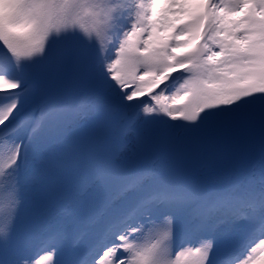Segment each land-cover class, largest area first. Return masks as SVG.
Masks as SVG:
<instances>
[{"label": "snow or ice", "instance_id": "snow-or-ice-1", "mask_svg": "<svg viewBox=\"0 0 264 264\" xmlns=\"http://www.w3.org/2000/svg\"><path fill=\"white\" fill-rule=\"evenodd\" d=\"M65 78L83 91L56 98ZM117 115L139 149L138 123L258 125L259 174L121 161L105 138ZM89 117L96 135L78 140ZM45 154L56 165L32 178L85 198L21 239L22 174ZM0 251L14 255L0 264H264V0H0Z\"/></svg>", "mask_w": 264, "mask_h": 264}, {"label": "rangeland", "instance_id": "rangeland-1", "mask_svg": "<svg viewBox=\"0 0 264 264\" xmlns=\"http://www.w3.org/2000/svg\"><path fill=\"white\" fill-rule=\"evenodd\" d=\"M179 75V73L175 74ZM174 75V76H175ZM56 82L51 85V89L55 86ZM70 93L67 97L74 96L79 94L81 91H83L82 88L74 85L72 88H70ZM144 99H147V97H144ZM118 118L122 117L119 125V146L116 152V158L121 161H131L132 158H134L137 155H140L142 153H147L146 155H149L150 151V136L147 131L144 130V126L142 123L137 124V130L142 134L147 136V144L143 149L137 148L136 145V137L134 134H130L128 136H122L121 135V129L125 121L124 115H117ZM165 119H167L165 117ZM172 124H176L178 122L170 121ZM95 121L89 117L85 120H83L79 126L76 129V137L78 140H83V134L88 131L91 127L95 125ZM117 128V129H118ZM186 150V149H184ZM259 152V151H258ZM154 155H150L146 161L140 160L138 162L133 163H146V162H157L163 161V157L160 154V157H158L157 150ZM145 155V154H144ZM211 157L208 155H204V158L198 161L195 164V168L191 169L196 175L198 176H209L211 175L212 171H208L209 168H203L208 163H213V160L210 159ZM220 158V155H215V160L218 161ZM251 165H255L257 175L259 174V165H260V156L259 153L257 154V157L253 158V163H250ZM250 164H243V163H234L231 167H241V166H247ZM56 161L52 158H50L48 155H41L38 157H30L29 163H28V171H27V185L22 190V193L24 195L23 197V207H22V215L18 221L20 225H22V232L25 234L32 232L35 234V229L31 228L29 230L24 229V223L27 222L30 219L39 220L37 223L40 224L41 220L46 217L49 213L60 207L64 204H72L76 200H82L85 198V192L81 189V186L79 183L75 181H66L63 179L57 178L54 182L49 184H42L38 182L36 179H33V174L38 170L42 169L45 166H55ZM202 167V168H201ZM204 169L203 175L201 174V170ZM69 188V189H68ZM68 217H59L58 220L60 222H66ZM179 243V240L176 241ZM190 243L195 244L196 240L192 239ZM30 244L34 246L35 240L31 241ZM187 246V244L185 245ZM74 251V250H73ZM72 258V254L66 250L65 259ZM14 259V255L12 253H4L0 251V261H11Z\"/></svg>", "mask_w": 264, "mask_h": 264}]
</instances>
